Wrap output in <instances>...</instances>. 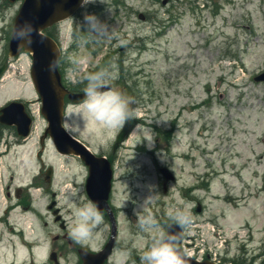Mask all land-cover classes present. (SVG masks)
I'll return each instance as SVG.
<instances>
[{"label": "rangeland", "instance_id": "374dc122", "mask_svg": "<svg viewBox=\"0 0 264 264\" xmlns=\"http://www.w3.org/2000/svg\"><path fill=\"white\" fill-rule=\"evenodd\" d=\"M163 1L86 0L75 34L87 40L72 38L69 25L53 30L68 88L114 85L83 104L67 101L64 119L91 152L113 161L109 204L117 239L107 264L167 263L173 248L162 239L170 223L185 228V255L264 264V84L253 80L264 72V0ZM20 5L0 0V68L7 64L0 109L23 102L33 125L25 139L0 125V264H51L53 247L58 264H81L77 251L100 250L110 222L87 198L82 162L60 156L49 140L41 149L47 124L31 55H8ZM125 110L134 125L113 151ZM162 166L175 177L165 189ZM52 201L64 229L48 209ZM13 228L21 233L12 235ZM30 240L42 248L22 251L18 244Z\"/></svg>", "mask_w": 264, "mask_h": 264}, {"label": "water", "instance_id": "95a60500", "mask_svg": "<svg viewBox=\"0 0 264 264\" xmlns=\"http://www.w3.org/2000/svg\"><path fill=\"white\" fill-rule=\"evenodd\" d=\"M13 2L15 0H9ZM83 0H23V4L14 20L12 35L9 44V53L16 56L22 48L33 55L31 77L36 91L40 95L42 108L41 113L49 123L47 133L53 138V142L59 151L79 155L90 165V176L88 179V194L95 202L102 205L108 198L110 191L111 173L107 164H102L104 158H95L89 150L73 139L62 127L64 96L74 102H80L84 94H68L62 87L60 76L57 71L59 50L55 42L44 35L42 31L53 24L70 17L82 4ZM165 3V2H164ZM5 66L0 69V75L4 72ZM255 81H264V73L257 76ZM109 87L99 91L107 90ZM0 123L5 125L16 124L20 136H27L29 133L30 119L24 112L21 103L13 102L1 110ZM129 130L126 123L117 136L114 149L123 141ZM166 179L171 176L166 170H162ZM181 237V230L177 226H170L164 238V243L172 245L175 239ZM110 250L91 255H83V264H102L107 258ZM159 264V263H152ZM170 264H215L210 261L202 263L194 262L184 258L179 250L172 254Z\"/></svg>", "mask_w": 264, "mask_h": 264}, {"label": "bare ground", "instance_id": "6f19581e", "mask_svg": "<svg viewBox=\"0 0 264 264\" xmlns=\"http://www.w3.org/2000/svg\"><path fill=\"white\" fill-rule=\"evenodd\" d=\"M93 243L96 241V239H94V240H91ZM18 246H20V249L23 251H27V252H30L31 253V251H32V248L33 247H36L37 249V251L39 250V249H41L42 248V246H41V242H36L35 243V241H34V243L30 240L29 242H28V244L26 245V241L25 242H23V243H20V245L18 244ZM26 246H30V247H27L26 248Z\"/></svg>", "mask_w": 264, "mask_h": 264}, {"label": "flooded vegetation", "instance_id": "af4514ba", "mask_svg": "<svg viewBox=\"0 0 264 264\" xmlns=\"http://www.w3.org/2000/svg\"><path fill=\"white\" fill-rule=\"evenodd\" d=\"M130 115V114H129Z\"/></svg>", "mask_w": 264, "mask_h": 264}]
</instances>
